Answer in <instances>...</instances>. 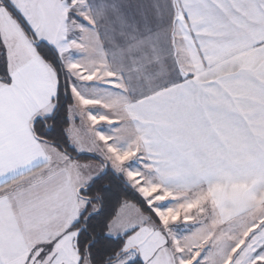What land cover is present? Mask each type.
<instances>
[{"label": "snow or ice", "instance_id": "1", "mask_svg": "<svg viewBox=\"0 0 264 264\" xmlns=\"http://www.w3.org/2000/svg\"><path fill=\"white\" fill-rule=\"evenodd\" d=\"M0 264H264V0H0Z\"/></svg>", "mask_w": 264, "mask_h": 264}]
</instances>
